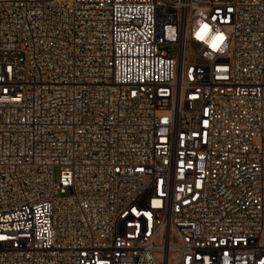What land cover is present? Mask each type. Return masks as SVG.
<instances>
[{
	"label": "built area",
	"instance_id": "obj_1",
	"mask_svg": "<svg viewBox=\"0 0 264 264\" xmlns=\"http://www.w3.org/2000/svg\"><path fill=\"white\" fill-rule=\"evenodd\" d=\"M0 264H264V0H0Z\"/></svg>",
	"mask_w": 264,
	"mask_h": 264
},
{
	"label": "rangeland",
	"instance_id": "obj_2",
	"mask_svg": "<svg viewBox=\"0 0 264 264\" xmlns=\"http://www.w3.org/2000/svg\"><path fill=\"white\" fill-rule=\"evenodd\" d=\"M171 55H172V56H175V55H176V51H175V50H172V51H171Z\"/></svg>",
	"mask_w": 264,
	"mask_h": 264
},
{
	"label": "snow or ice",
	"instance_id": "obj_3",
	"mask_svg": "<svg viewBox=\"0 0 264 264\" xmlns=\"http://www.w3.org/2000/svg\"><path fill=\"white\" fill-rule=\"evenodd\" d=\"M218 39L222 40V39H223V37H222V36H221V37H218Z\"/></svg>",
	"mask_w": 264,
	"mask_h": 264
}]
</instances>
